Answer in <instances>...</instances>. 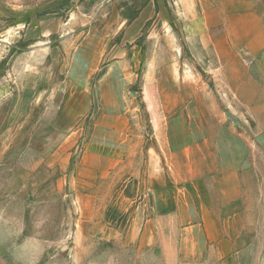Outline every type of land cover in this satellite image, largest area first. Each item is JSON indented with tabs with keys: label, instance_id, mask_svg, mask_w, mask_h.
Listing matches in <instances>:
<instances>
[{
	"label": "rangeland",
	"instance_id": "obj_1",
	"mask_svg": "<svg viewBox=\"0 0 264 264\" xmlns=\"http://www.w3.org/2000/svg\"><path fill=\"white\" fill-rule=\"evenodd\" d=\"M131 24L138 31L126 41ZM189 36L183 0H0V264H224L214 252L182 257L161 237L148 239L132 199L122 220H101L96 183L76 186L86 128L101 106L134 107L140 142L123 165L147 180V144L161 151L153 124L164 107L183 95L218 98L206 55ZM223 118L251 149L238 201L222 206L241 226L234 264H264V139L238 106L225 107ZM145 193L136 197L141 210Z\"/></svg>",
	"mask_w": 264,
	"mask_h": 264
},
{
	"label": "crops",
	"instance_id": "obj_2",
	"mask_svg": "<svg viewBox=\"0 0 264 264\" xmlns=\"http://www.w3.org/2000/svg\"><path fill=\"white\" fill-rule=\"evenodd\" d=\"M183 28L206 55L218 98L189 101L183 95V103L164 107L165 117L153 124L161 151L156 142L147 144V180L123 165L140 142L134 107L123 102L101 106L98 118L86 128L76 186L92 190L96 183L106 207L103 221L122 220L126 200L132 199L137 210L131 214L141 213L138 219L148 239L161 237L165 244L177 246L182 257L183 251L192 258L214 252L224 264H234L243 254L241 226L237 213L226 214L222 206L238 201L240 164L251 149L250 138L226 123L223 114L225 107L238 106L264 139V0H183ZM137 31L131 24L125 40L132 41ZM87 62L82 78L89 74ZM86 111L84 106L79 110V121ZM144 191L147 204L141 210L136 197Z\"/></svg>",
	"mask_w": 264,
	"mask_h": 264
}]
</instances>
